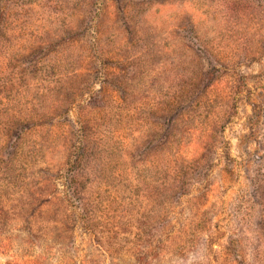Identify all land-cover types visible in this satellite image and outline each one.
<instances>
[{
    "label": "rangeland",
    "instance_id": "1",
    "mask_svg": "<svg viewBox=\"0 0 264 264\" xmlns=\"http://www.w3.org/2000/svg\"><path fill=\"white\" fill-rule=\"evenodd\" d=\"M0 264H264V0H0Z\"/></svg>",
    "mask_w": 264,
    "mask_h": 264
}]
</instances>
